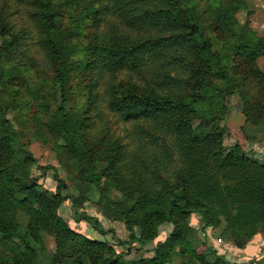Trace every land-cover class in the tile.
<instances>
[{"label":"rangeland","instance_id":"1","mask_svg":"<svg viewBox=\"0 0 264 264\" xmlns=\"http://www.w3.org/2000/svg\"><path fill=\"white\" fill-rule=\"evenodd\" d=\"M95 1L99 10L107 12L91 24L90 13L86 9L93 6L92 0H77L71 15L65 9V0H51L58 6L61 16L58 28L61 33H68L70 45L76 43L84 50H91L85 57L93 62L92 69L72 67L68 73V105L75 114L85 113L82 143L94 156L96 164L103 167L109 165L110 170L103 182L104 196L81 175L75 158L66 152L60 138L53 137L49 132L51 116L56 108L53 96L58 101L59 93H54L50 86L55 64L45 45L48 34L40 17L47 11L44 6L47 1L0 0V32L13 41L0 56V69L10 71L8 78L2 80L0 92L6 88L2 94L8 105L5 119L22 135V141L35 161L28 166V174L38 179L40 187L50 192L55 191L57 184L53 178L57 176L67 185L68 190L64 194L78 199L80 209L96 217L102 228L110 231L101 235L87 222L77 223L71 202L63 203L58 216L72 232L97 245L91 247L96 248L95 251L84 255V261L91 263V257L100 260L115 252L122 253L125 260H157L153 264H200L192 260L193 255L183 238L199 245L200 240H204L233 264L264 259V232L256 234L241 246L234 245V241L242 240L232 235V227L246 230L262 226L264 229L263 207L259 206V210L254 211L256 214L250 211L245 215L239 210V215H236L234 205L235 196L241 192L243 185L255 189L259 187V191L264 192V89L257 77H249L247 67L241 63H235L238 66L226 83L214 78L213 84L221 103L214 102L206 127L211 134L220 135L223 156L238 146L252 166L242 172L214 174L217 185L212 200L220 212L214 228L200 233L198 215L181 216L160 226L150 244L140 247L138 243H133L128 249L132 238L142 239L148 233L144 213L148 209L143 207L152 205L145 203V198L156 196L160 199L168 190H176L182 177L191 175L185 174L187 169L192 166L196 172L205 163L202 161V148L190 150L185 143L182 144L174 127H171L172 123L154 118L127 121L121 111L112 107L113 95L117 94L122 100L140 93L187 95L188 85L193 84L196 77L188 71L193 60V55L188 52L184 61L175 66L165 55L159 62L150 60L147 51L142 49L138 54V68L113 69L105 52L107 49L141 47L149 37L154 39V33L149 32L147 24L138 27L133 21L135 18L142 20L145 14H149L153 3ZM242 1L245 8L235 15L237 22L241 25L249 23L250 30L257 37L264 38V0ZM75 14L84 20L81 25L83 30L79 33H73L69 28ZM2 45L0 37V49ZM81 59L80 55H76L70 58V62L75 66ZM256 64L264 74V57L257 59ZM252 184L255 186H250ZM118 202L119 206L116 205ZM17 217L22 220L24 215L18 214ZM186 224L191 231L185 235L181 233L182 238L178 237V232L183 231ZM165 244L167 246L162 247ZM40 247L41 258L47 257L50 261L57 255V242L52 236L42 235ZM9 252L10 256L15 255L13 250ZM65 261L66 258L62 259L63 263Z\"/></svg>","mask_w":264,"mask_h":264},{"label":"trees","instance_id":"2","mask_svg":"<svg viewBox=\"0 0 264 264\" xmlns=\"http://www.w3.org/2000/svg\"><path fill=\"white\" fill-rule=\"evenodd\" d=\"M46 1L47 4L45 3L44 6L47 11L40 17L44 22L43 28L48 34L45 45L55 64V75L50 86L54 93H59L58 101L53 96L56 108L51 116L49 132L53 137L60 138L66 152L75 158L81 175L87 182L94 184L101 196H104L103 182L106 173L110 170L109 165L103 167L96 164L94 156L82 143L81 129L86 120L85 113L75 114L68 105V73L72 71V67L92 69L93 62L90 63L91 61L85 57L91 50H84L76 43L74 46L70 45L68 33H61L58 28L59 19L61 20L57 11L58 6L52 4L51 0ZM203 1L205 5L200 4ZM95 2L92 0L93 6L86 9L90 13L91 24L106 11L99 10ZM145 2L153 3V10L145 14L142 20L135 18L133 21L138 27H143V23L147 24L149 32L154 33H152L154 39L149 37L141 47L104 50L112 68L115 70L127 67L138 68L140 62L138 54L143 50L147 51L150 60L159 62L165 55L164 57L167 60L171 59L175 66L184 61L188 52L193 55L188 71L196 78L193 84L188 85V96L180 93L161 96L154 93H140L122 100L116 94L113 95L112 107L121 111L127 121L154 118L172 123L171 127H174L182 144L185 143L190 150L202 148L204 154L202 161L205 165L196 172L192 166L187 169L185 174L191 175L183 176L179 188L176 185V190H168L160 199H156V196L145 198V203L152 205L149 208L143 207L148 209L144 212L148 233L142 239L132 238L128 243V249L133 243H138L140 247L150 244L156 238L160 226L174 222L181 216L198 215L200 233L214 228L216 219L220 215L212 200L214 187L217 185L214 174L246 171L252 164L240 153L238 146L223 156L219 144L220 135L211 134L206 127L214 102L221 103L213 80L216 78L225 83L231 80V75L238 66L235 63H241L247 67L249 77H257L264 89V74L259 71L256 64L257 59L264 57V38L257 37L250 30L249 23L241 25L237 22L235 15L245 8L242 0H137L140 5ZM76 3L77 0H65V9L70 11V15ZM59 7L62 8L61 5ZM82 23H84L83 17L79 18L78 14H75L72 16L69 28L73 33H79L83 30ZM0 37L3 39L1 56L2 51L13 44V41L6 39L3 32H0ZM76 55H80L82 59L74 66L70 58ZM9 72L0 69V85L3 78H8ZM5 90L6 88L0 92V246H2L0 264H153L157 262V260L150 262L125 260L122 253L115 252L100 260L91 257V263L84 261L86 253L95 251L96 248L91 247L96 243L89 242L72 232L58 216V210L63 203L71 202L77 223L85 221L101 235H106L110 231H105L96 217L81 210L78 199L70 194H64L68 190L67 185L57 176L53 178L57 184L55 191L50 192L40 187L38 179L28 174V166L35 161L28 147L23 143L22 135L5 119L8 109L7 102L2 96ZM235 199L236 215H239V210L248 215L250 211L256 214L254 211H258L259 206L264 208V192H260L259 187L255 189L243 185ZM116 205L119 206V202ZM18 214L24 215V218L19 220ZM122 214L125 213L122 211ZM257 216L259 217L258 214ZM189 231L191 230L186 224L184 230L179 231L177 235L182 238L181 233L184 232L185 235ZM263 232L262 226L246 230L232 227L233 238L242 240V242L234 241V245L241 246L256 234ZM44 234L54 237L57 242V255L50 261L47 257L41 258L43 253L40 250V243ZM183 239L193 255V261L200 264H233L204 240H200L199 245ZM171 243L172 240L169 244ZM166 246L167 244L162 247ZM11 250L15 255L8 254ZM64 258L66 261L63 263ZM248 264H264V259L252 260Z\"/></svg>","mask_w":264,"mask_h":264}]
</instances>
